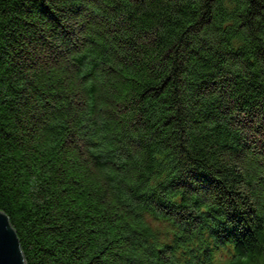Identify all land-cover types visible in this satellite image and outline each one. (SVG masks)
Returning a JSON list of instances; mask_svg holds the SVG:
<instances>
[{"label":"trees","instance_id":"1","mask_svg":"<svg viewBox=\"0 0 264 264\" xmlns=\"http://www.w3.org/2000/svg\"><path fill=\"white\" fill-rule=\"evenodd\" d=\"M0 210L27 264H260L264 0H0Z\"/></svg>","mask_w":264,"mask_h":264},{"label":"water","instance_id":"2","mask_svg":"<svg viewBox=\"0 0 264 264\" xmlns=\"http://www.w3.org/2000/svg\"><path fill=\"white\" fill-rule=\"evenodd\" d=\"M0 264H27L9 216L0 210Z\"/></svg>","mask_w":264,"mask_h":264},{"label":"rangeland","instance_id":"3","mask_svg":"<svg viewBox=\"0 0 264 264\" xmlns=\"http://www.w3.org/2000/svg\"><path fill=\"white\" fill-rule=\"evenodd\" d=\"M262 262H264V260H262L260 264H264V263H262Z\"/></svg>","mask_w":264,"mask_h":264}]
</instances>
